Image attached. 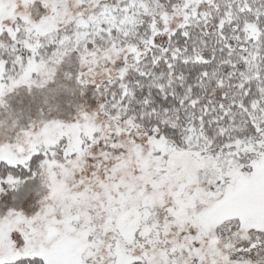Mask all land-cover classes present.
Returning <instances> with one entry per match:
<instances>
[{
  "label": "snow or ice",
  "instance_id": "6c2138e0",
  "mask_svg": "<svg viewBox=\"0 0 264 264\" xmlns=\"http://www.w3.org/2000/svg\"><path fill=\"white\" fill-rule=\"evenodd\" d=\"M0 264H264V0H0Z\"/></svg>",
  "mask_w": 264,
  "mask_h": 264
}]
</instances>
